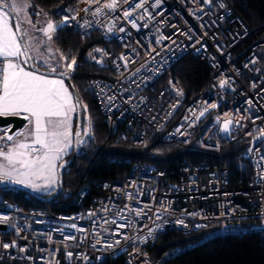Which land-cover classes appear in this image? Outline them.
I'll return each instance as SVG.
<instances>
[{"label": "built area", "instance_id": "1", "mask_svg": "<svg viewBox=\"0 0 264 264\" xmlns=\"http://www.w3.org/2000/svg\"><path fill=\"white\" fill-rule=\"evenodd\" d=\"M148 3L150 0H145L146 6ZM220 3L226 7L220 8ZM87 6L85 0H77L68 9L79 11L77 20L71 22L76 31L82 35L99 32L103 38L97 48L106 50L107 55L97 53L95 48L92 56L102 58V63L97 64L109 66L110 71L96 76L91 89L107 126L106 139L136 147L153 140L170 146L169 150L175 145L185 155L178 160V169L125 157L129 170L120 179L93 181L99 192L96 194L85 169L77 184L61 197V201L77 206L70 210L54 209L60 200L25 208L0 196V214L9 217L6 222L0 221V242L16 240L28 248L27 253L17 250L15 254L22 258L15 262L9 259L6 264H33L23 258L27 255L34 258L35 264H103L120 257L124 264H167L174 255L195 244L190 242L154 258L152 249L166 232L176 230L191 235L213 223L216 226L210 237L241 229H264V183L258 177L259 166L254 168L264 155V147L248 153L250 144L264 137V132L259 131L264 126V60L245 67L254 55L264 57V32L249 24L231 0H212L211 4L161 0L160 8L149 9L154 18L144 13L138 21V26L147 25L139 31L116 15L85 13ZM119 7L123 10L128 4L119 0ZM160 11L162 15H157ZM141 12L137 9L134 15L140 16ZM89 23L90 27L80 26ZM121 26L126 29L123 33L119 31ZM158 39L159 44L155 43ZM122 54L128 58L126 66L120 59ZM189 55L205 61L211 70L204 89L192 97L174 73L176 64ZM75 71L76 68L69 75ZM221 80L229 83L220 88ZM253 81L258 85L255 89L251 87ZM250 98L252 104L248 105ZM212 103L218 108L196 119ZM256 116L261 119L253 125L251 118ZM216 117L234 120L229 134L220 131ZM235 121L244 126H236ZM249 131L252 137L246 135ZM82 138L85 143L80 154L85 155L89 149L99 151L106 144V139ZM259 143L264 144V140ZM147 154L156 159L163 156L154 147ZM171 155L173 158L172 149ZM125 205L133 210L122 213L130 224L120 229L127 232V239L110 235L115 229L114 218L123 223L120 217ZM135 211H140L139 217ZM156 213L161 220H156ZM179 220L188 227L177 223ZM145 224L148 227L141 229ZM196 224L207 227L196 229ZM14 228L20 229L19 236ZM149 228L155 230L154 234L141 243ZM97 234L102 243L93 247ZM104 243L113 247H103ZM68 251L73 253L71 259L65 256Z\"/></svg>", "mask_w": 264, "mask_h": 264}, {"label": "snow or ice", "instance_id": "2", "mask_svg": "<svg viewBox=\"0 0 264 264\" xmlns=\"http://www.w3.org/2000/svg\"><path fill=\"white\" fill-rule=\"evenodd\" d=\"M200 2L201 4H211L212 0H200ZM85 3L88 5L83 9L85 13L91 12L93 16L100 14L116 15L118 20L123 19L125 23L130 24L132 28L139 31L140 27H147V25L138 26V21L143 18L144 13H147L150 18H154L149 9L160 8L161 0H150L147 6L145 0H132L131 3H129V0H124L128 7L123 8V10L119 7V0H107L103 3L102 0H85ZM28 7H31V5L27 3V0H0V116L23 114L29 125L23 132L17 131L8 134L11 130L5 129L4 134L0 135V184H18L34 190L50 192L56 188L55 174L57 167H64L63 163L58 165L57 162L61 161L64 155L74 146L85 143L82 138V131L84 137L90 138V136L87 129H80V115L77 113V107L80 105L79 98L76 97L74 100L73 93L69 91V87L65 84V78L68 77L69 72L74 71L77 67V60L75 57L69 60L67 57L61 56L60 60L51 63L48 59L38 61L30 56L28 49L31 46V38L28 37L27 30L22 27L25 23H33L30 19L25 20L23 16ZM219 7L223 9L226 5L220 3ZM137 9L142 10L140 16L134 15ZM33 14L39 16L40 12L37 11ZM57 14L61 17L58 24L48 20L41 28L37 29L47 38L46 41L42 42L44 44L51 41L58 31L63 30L65 27H72L71 22L77 20L79 11L64 8L60 9ZM156 14L162 15V11ZM80 26L90 27L91 25L89 23ZM119 31L123 33L126 29L121 26ZM164 39H170V37H164ZM155 43L159 44L160 40H156ZM217 48L219 49L220 46L217 45ZM45 51L51 53L50 48L46 47ZM95 51L107 55L106 50L96 49ZM89 56L96 63H102V58L97 59V57L92 56V53H89ZM120 59L124 61L126 66L127 56L122 54ZM260 60H264V57L254 55L245 67L255 65ZM41 67L46 68L47 71L41 72ZM252 70L261 72L259 69L253 68ZM228 83L227 80H221L219 87L224 88ZM257 86V83L253 81L251 87L255 89ZM93 90L95 91V89ZM230 90L232 89L230 88ZM261 93H264V88L261 89ZM108 99L112 100L113 97ZM246 103L251 105L252 99H248ZM218 106L216 103L209 104L199 113L196 119L199 120ZM84 111L87 112L86 105H84ZM245 111L247 112V109ZM73 114H76L75 118L77 120V131L74 136L71 123ZM223 115L227 116L228 114L224 113ZM184 119L188 120V117L185 116ZM257 119H261V117L251 118L253 125H255ZM85 122H88L87 119ZM215 123L221 125L220 131L225 134H229L234 126L233 119L222 120L220 117H216ZM235 125L244 126L240 121H235ZM177 131H179V128ZM259 131L264 132V126H261ZM246 135L252 137L253 133L249 131ZM73 140L76 142L75 145ZM260 140H264V137H257L256 143L250 144L249 154L253 151L259 152L260 148L264 147V144L259 143ZM257 166L260 168L258 177L261 183H264V155H261L260 159L255 162L254 168ZM126 195L129 200L132 199L131 193ZM126 210L133 211L125 205V209L121 210L120 217L123 223L114 218L112 223L115 224V229L110 232V235L127 239V232L122 233L120 231L121 228L130 226L128 218L122 215L123 211ZM140 214V211H135L137 217ZM89 215H92V213ZM145 215L147 216V213ZM155 218L156 220L162 219L159 213L155 214ZM8 219L7 214H0V221L6 222ZM148 219H152V217L149 216ZM105 223H108V221L105 220ZM177 223L183 227H188L183 220H179ZM72 227L75 228L76 225L73 224ZM140 227L143 229L148 225L145 224ZM202 227H207V225H195L196 229ZM158 228L159 226H157ZM154 231V229L149 228L147 236L143 237L140 242H147L148 237H151ZM14 232L19 236L20 229L14 228ZM97 236V241L93 244V247L102 243V238L99 237V234ZM69 238L75 239V237H65V239ZM21 239L26 240L27 237H21ZM102 246L111 248L113 244L104 243ZM17 250L20 253L28 252L27 246L19 244L16 240L0 242V253H2L0 254V264H6L9 259L13 262L21 259L22 257L15 254ZM65 256L71 259L73 253L68 251ZM23 258L31 260L35 264V260L31 255ZM41 260H43V257H41Z\"/></svg>", "mask_w": 264, "mask_h": 264}, {"label": "trees", "instance_id": "3", "mask_svg": "<svg viewBox=\"0 0 264 264\" xmlns=\"http://www.w3.org/2000/svg\"><path fill=\"white\" fill-rule=\"evenodd\" d=\"M32 1L35 6L45 11L53 22L58 24L61 18L57 14L58 11L72 6L77 0ZM231 1L234 3L237 12L242 14L249 24L259 28L260 32H264V0ZM54 40L63 57H67L69 60L75 57L77 60L76 71L71 75V79L78 90L83 105L84 125L86 119L90 125V140H105L107 126L92 92L91 83L96 76H105L110 71V67L97 64L89 56V53H92L95 48L103 43L101 34L93 32L89 35H82L72 26L65 27L55 33ZM174 73L186 89L188 96L192 97L204 89L210 79L211 70L205 61L189 55L176 64ZM84 105L87 106V112L84 111ZM74 126L76 127V118ZM105 143V146L99 151L89 149L85 155L79 153L78 158L67 168L64 174L63 190L58 197L52 200L55 203L60 200L54 209L70 210L77 207L75 204L61 201V197L64 191L72 189L77 184L80 174L85 169H88L87 180L93 185L92 192L96 194L99 192L93 181L120 179L129 170L130 164L124 161L125 157L131 156L133 159L144 160L165 169H178V160L183 154L185 155L173 145L171 147L173 158H171L170 146L153 142V140L138 147L127 142L115 143L112 139H106ZM153 147L163 155L161 158L156 159L148 156L147 150L153 149ZM72 153L73 148L62 159L61 163L66 162ZM54 191L41 194L49 195ZM0 194L25 208L45 206L50 202L10 186L0 188ZM215 226L216 223H213L208 228L191 235H184L176 230L166 232L158 238L153 247V257L157 258L161 253L174 250L176 247H184L192 242L195 244L193 247H186L183 252L170 258L167 264H264V230L241 229L210 237L209 234ZM103 264H124V262L123 258L120 257L111 263Z\"/></svg>", "mask_w": 264, "mask_h": 264}, {"label": "rangeland", "instance_id": "4", "mask_svg": "<svg viewBox=\"0 0 264 264\" xmlns=\"http://www.w3.org/2000/svg\"><path fill=\"white\" fill-rule=\"evenodd\" d=\"M27 3H29L31 5V7H28L26 9V11L23 14V16H24L25 20L30 19L33 23L32 24L25 23V24L22 25V27H23V29L27 30V35H28L29 38H31L30 39V45L31 46L29 47L31 55L34 58V60L43 61L44 59H48L51 63H55L57 60H60L62 54L59 52V50H58V48L56 46V42L54 40V36H53V39L51 41H48L47 44H44L42 42L46 41L47 38L44 37L42 35V33L37 31V29L41 28L48 20H51V19H50L49 15L43 9L35 6L33 4L32 0H27ZM37 11L40 12L39 16L33 14L34 12H37ZM46 47L51 49V53H48V52L45 51ZM42 68H44V67H42ZM44 69H46V68H44ZM65 84H66V81H65ZM75 115L76 114H73V118H72V121H71L73 136L75 135V128H74L75 127L74 126ZM27 127H29L28 122L23 127L22 132L25 131ZM84 129H87L88 132H89V136H91L90 125H89L88 122L85 123ZM84 138L85 139H90L89 137H84ZM73 142H74V140H73ZM71 150H69L67 152V154L70 153ZM66 155H64L63 158H65ZM61 161L57 162L58 165L61 164ZM59 168L60 167L58 166L57 169H56V174H55L56 187L58 185V171H59ZM35 191H37L39 193H47V192H49V191H44V190H35ZM0 196H3V195L0 194Z\"/></svg>", "mask_w": 264, "mask_h": 264}, {"label": "water", "instance_id": "5", "mask_svg": "<svg viewBox=\"0 0 264 264\" xmlns=\"http://www.w3.org/2000/svg\"><path fill=\"white\" fill-rule=\"evenodd\" d=\"M28 51H29L30 56H32L29 49H28ZM40 71L46 72L47 70L41 67ZM65 81L67 82V84L69 85V87L73 93L74 100L76 97L79 98L80 105L77 107V113H79V115H80V120H79L80 129L84 130L83 105H82L78 90L75 87L70 75H68V77L65 78ZM26 123H27V121L24 119L23 114L0 116V131L4 132L5 129H10L11 131L8 134H12V133H15L17 131H21L23 129V127L26 125ZM76 131H77V120H76L75 132ZM82 136H83V131H82ZM73 144L74 145L76 144L75 140H74ZM80 147H81V145L74 146L73 147V153H72L71 157L66 162L63 163L64 164L63 168H59L58 185H57V187L53 193H51L49 195L41 194V193L33 190L32 188L22 186V185H18V184H6V183L0 184V188L5 187V186H10V187H14V188L26 191L28 194L35 196L37 198H40L46 202L52 201L53 199L58 197L60 195V193L62 192L63 186H64V174H65L67 168L78 158L79 153H80ZM229 226H230V224H226V227H229Z\"/></svg>", "mask_w": 264, "mask_h": 264}, {"label": "crops", "instance_id": "6", "mask_svg": "<svg viewBox=\"0 0 264 264\" xmlns=\"http://www.w3.org/2000/svg\"><path fill=\"white\" fill-rule=\"evenodd\" d=\"M66 84H67V82H66ZM67 86L69 87L68 84H67ZM69 91L72 92L71 89H70V87H69ZM21 131H22V130H21ZM3 133H4L3 131H0V135H3ZM50 192H51V191H50ZM47 193H49V192H47Z\"/></svg>", "mask_w": 264, "mask_h": 264}]
</instances>
